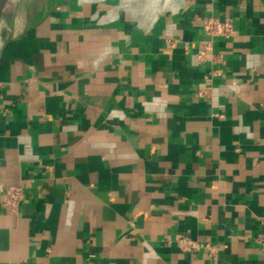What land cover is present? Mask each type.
I'll return each mask as SVG.
<instances>
[{"label":"crops","instance_id":"0c3cea01","mask_svg":"<svg viewBox=\"0 0 264 264\" xmlns=\"http://www.w3.org/2000/svg\"><path fill=\"white\" fill-rule=\"evenodd\" d=\"M209 16L235 33L208 36ZM13 186L0 264H264V0H8Z\"/></svg>","mask_w":264,"mask_h":264},{"label":"built area","instance_id":"2783aa9c","mask_svg":"<svg viewBox=\"0 0 264 264\" xmlns=\"http://www.w3.org/2000/svg\"><path fill=\"white\" fill-rule=\"evenodd\" d=\"M202 27L204 32L210 36L231 37L235 33L233 22L230 18L220 19L216 16L205 17L202 20ZM202 61H212L214 55L212 54V46L210 41H206L203 47L198 51V56ZM23 198V190L20 186L9 187L0 196V205L7 211H14L18 202ZM176 243L182 250H197L201 244L195 240L183 235L176 237Z\"/></svg>","mask_w":264,"mask_h":264},{"label":"water","instance_id":"95a60500","mask_svg":"<svg viewBox=\"0 0 264 264\" xmlns=\"http://www.w3.org/2000/svg\"><path fill=\"white\" fill-rule=\"evenodd\" d=\"M8 0H0V18H1V15H2V12H3V9L6 5Z\"/></svg>","mask_w":264,"mask_h":264}]
</instances>
